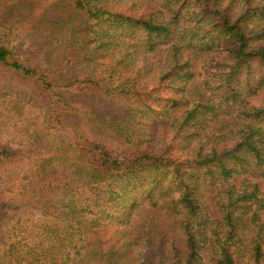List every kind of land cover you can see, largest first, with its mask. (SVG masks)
<instances>
[{"label":"trees","instance_id":"16d2710c","mask_svg":"<svg viewBox=\"0 0 264 264\" xmlns=\"http://www.w3.org/2000/svg\"><path fill=\"white\" fill-rule=\"evenodd\" d=\"M28 1L0 0V213L57 226L0 264H264V0Z\"/></svg>","mask_w":264,"mask_h":264},{"label":"rangeland","instance_id":"374dc122","mask_svg":"<svg viewBox=\"0 0 264 264\" xmlns=\"http://www.w3.org/2000/svg\"><path fill=\"white\" fill-rule=\"evenodd\" d=\"M52 2H53V0H29L28 1L29 5L27 4V6L30 7L31 9H33V11H35L38 14L42 10H45L47 6H50L52 4ZM5 4H7V2H5ZM20 13H24V10L23 9H17V11L14 10V12L10 16V18L15 20V21L21 20V17L19 16ZM259 16L253 18L254 20H253V23L251 24V26H252V28H254V30L264 29V20H263V18H261ZM52 43L46 39H44V42H42V43H41V41L37 42L38 46L42 47V50H39V51L43 52L47 49H52L53 46L50 45ZM196 82L199 83V82H201V80L196 79V81H194V84ZM259 86H260V88L256 92V94L250 98H247L248 102L254 106H259L260 104H263V102H264V82H262L261 85H259ZM190 90L193 91V86H191V88H189V91ZM41 124L46 129V126L43 123H41V122L38 123V121H36V122L33 121L28 128L29 132H32L33 130L38 131L37 128H39V126H41ZM221 125H222L221 120H216L215 122L210 123L209 126L211 128H213L216 132H218ZM46 130H49V129H46ZM49 131H51V130H49ZM56 135L57 134L55 133V135H54L53 132L45 133L44 137H43V135H41V137L39 138V144L37 145V149H35L33 147V149L31 150V153L34 152L31 156L32 162L35 159H38V157H40L42 155H48L49 154L48 149L52 148L56 143L63 142L66 140V138L64 139L62 136H61V138H58V136L56 138ZM17 138L18 139L22 138V133L19 132ZM41 140L43 142H41ZM59 148H60L59 149L60 155L61 156L66 155L67 149L65 148L64 144H62ZM11 189H15V188H11ZM17 190L15 189L13 191V193L7 192L6 194L3 195L4 196L3 198H8L9 196H11L13 194L11 196L12 202L21 201L23 198H25L24 194H22V193L17 194ZM57 197L59 199L62 197V195H59ZM56 199H57L56 195H54L53 201H55ZM5 210L7 211L8 214H5L6 213ZM5 210H3L0 213V238L4 239L6 236H9V235L11 236V238H12V236L13 237L18 236L20 238L22 237V238H25L26 243H28V245L31 246L33 244H30V243H38V242L44 241L46 239L48 241V238L54 237L53 234L55 232V228L57 225L46 224L47 225V231L50 232V234L47 236L46 232H45V228H44L45 219H42L43 218L42 211H40V210L32 211L30 209L23 208V207H21V208L14 207L11 209L5 208ZM55 212H56L55 214L60 215V211H55ZM54 223H56V222H54ZM54 245L56 247L58 245V242H54ZM23 250H25V249H23Z\"/></svg>","mask_w":264,"mask_h":264}]
</instances>
